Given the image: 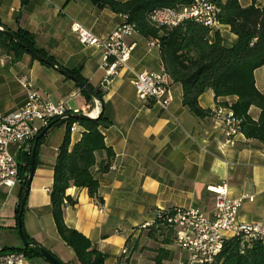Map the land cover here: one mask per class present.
Returning <instances> with one entry per match:
<instances>
[{
	"label": "crops",
	"instance_id": "obj_1",
	"mask_svg": "<svg viewBox=\"0 0 264 264\" xmlns=\"http://www.w3.org/2000/svg\"><path fill=\"white\" fill-rule=\"evenodd\" d=\"M126 2L128 0H118ZM251 2V1H250ZM247 2L246 6L250 4ZM242 5V4H241ZM126 18L108 8L99 9L88 0H0V28L9 32L25 30L35 37L36 46L68 71H75L96 91L101 92L100 131L113 152L110 168L98 175L95 204L86 189L70 187L65 195L75 201L63 209L64 222L90 240L93 248L106 255L105 264H155L159 251L162 264H186V254L174 242L164 243L161 229L152 224L158 211L195 208L211 215L215 196L208 188L227 183L231 199L243 198L238 220L264 225V145L246 139L242 133L227 143L219 124L212 117L198 119L182 105V87L172 84L173 101L167 111L154 103H141L135 94L134 77L141 72H160L163 64L159 49H149L150 38L139 33L125 39L132 46L130 59L120 69L108 89H102L104 72L99 69L103 53L81 45L72 25H80L99 39H105ZM226 45L236 37L226 26L218 25ZM262 68L255 71L256 73ZM25 79L49 101H69L80 113L93 109L76 83L34 60L28 54L11 64L0 58V113L18 112L26 101ZM257 89L264 93V83ZM236 97L215 99L212 91L199 98V105L212 111L218 103L234 104ZM260 110L251 107L257 120ZM82 127L70 134V148L81 139ZM66 133L65 126L51 129L38 148L26 208L25 234L63 264H80L73 250L61 240L51 212L50 192L54 166ZM19 143L11 144L17 157ZM106 162L105 153L96 154L95 171ZM21 186L0 187V247L15 248L18 242L16 208ZM28 264H49L35 257Z\"/></svg>",
	"mask_w": 264,
	"mask_h": 264
},
{
	"label": "trees",
	"instance_id": "obj_2",
	"mask_svg": "<svg viewBox=\"0 0 264 264\" xmlns=\"http://www.w3.org/2000/svg\"><path fill=\"white\" fill-rule=\"evenodd\" d=\"M88 1L99 9L108 8L114 14L124 16L127 23L135 25L137 33L141 36L159 41L163 68L173 83L181 85L182 105L194 117L204 119L211 116L210 110H205L199 105V98L207 91H212L216 100L236 97L237 101L231 105V108L235 116L241 120V133L246 139L255 140L264 145V93L257 89L254 76L256 70L264 67V7L257 4L259 0H251L247 6H242L239 0H208L218 10V24L228 27L229 32L236 37L231 45L224 43L219 31H214L195 20H186L176 27L159 28L150 23L149 14L153 10L179 9L190 5L192 0ZM9 33L15 36L17 42L9 36ZM24 54L30 55L34 60H38L36 55H39L60 67L51 56L37 48L33 34L22 29L16 32L0 30V58L8 57L10 63L15 64ZM41 63L46 65L44 62ZM66 71L75 79L85 83L94 92L96 99L101 101V92L94 90L79 73ZM76 86L86 102L93 103L94 99L78 84ZM217 105L227 104L218 103ZM251 107L260 110L256 121L249 115ZM91 110L87 109L83 113L88 114ZM103 120L102 114H99L96 119L78 117L61 121L53 119L48 124L47 132L39 140L34 157V168H36L38 148L47 133L53 128L66 124V133L54 166L53 186L50 192L51 212L61 240L73 250L80 264H105L106 255L93 248L90 240L81 233L68 228L65 224L63 209L66 204L71 206L75 204V201L67 197L65 192L70 187L86 189L95 204H102V199L98 195V175L109 170L110 160L113 158V152L107 148L100 131ZM73 123H77L83 131L81 139L69 150V128ZM33 143L34 141L30 151L21 150L16 157L21 179L16 221L18 223L20 220L23 235L28 243L34 241L25 234L23 229L22 220L26 202L21 213V199L29 173ZM103 152L106 155V162L101 163L95 171L96 154ZM154 223L152 228L161 229L164 243H173V230L161 223L155 221ZM8 250L21 251L28 260L35 257L45 259L33 247L23 246V248ZM163 254L162 250L159 251L155 264H162L165 259L161 256ZM49 264L52 263L49 262ZM215 264H264V241H254L251 245H243L238 239H230L225 242L223 251L216 258Z\"/></svg>",
	"mask_w": 264,
	"mask_h": 264
},
{
	"label": "built area",
	"instance_id": "obj_3",
	"mask_svg": "<svg viewBox=\"0 0 264 264\" xmlns=\"http://www.w3.org/2000/svg\"><path fill=\"white\" fill-rule=\"evenodd\" d=\"M218 10L208 0H192L188 6L179 9H156L149 14V21L156 27H176L186 20H195L211 29H216ZM72 31L77 40L86 47H95L102 51L103 57L99 69L104 72L101 88L108 89L114 82L119 70L126 67L132 46L125 39L137 33L135 25L125 22L105 39H99L80 25L73 24ZM2 30V28H0ZM157 39H150L149 49H159ZM20 84L26 90V101L16 113H0V187L9 190L20 186L17 159L9 147L19 143V150L30 151L37 135L53 119L68 120L69 115L79 114L71 107L69 101L52 103L49 96L37 91L25 79ZM172 80L163 69L160 72L144 71L133 79L135 94L141 103H154L162 111H167L173 101ZM94 107L90 113L100 112V102L93 100ZM219 124L227 143H232L241 133V120L238 119L230 104L216 105L211 116ZM79 125L73 123L70 134L78 131ZM214 194L215 202L210 216L195 208H173L158 211L155 222L173 230L174 244L187 255L186 264H215L226 241L238 239L241 243L251 245L254 241H264V225H250L238 220V211L243 198L231 199L227 183L208 188ZM152 224L145 227L154 226ZM29 260L21 251L5 250L0 247V264H28Z\"/></svg>",
	"mask_w": 264,
	"mask_h": 264
},
{
	"label": "water",
	"instance_id": "obj_4",
	"mask_svg": "<svg viewBox=\"0 0 264 264\" xmlns=\"http://www.w3.org/2000/svg\"><path fill=\"white\" fill-rule=\"evenodd\" d=\"M2 30H4L2 28ZM9 36L15 41L17 42V39L15 38V36L12 33H9ZM36 58L41 61L46 63L47 65H49L50 67H52L53 69H55L56 71H58L59 73H61L62 75H64L67 78L72 79L76 84H78L83 90H85L94 100L96 99V96L94 94V92L89 89L85 83H83L82 81L75 79L70 73H68L65 69H62L56 65H54L53 63L47 61L46 59L40 57L39 55H36ZM73 117H78V118H87V119H91L87 114L85 113H79V114H74V115H69V118H73ZM63 120L62 118H58L57 121H61ZM49 126L46 127L45 129H43L35 138L32 149H31V160H30V165H29V173H28V177H27V181L25 184V187L23 189V194H22V199H21V213H22V209L24 207V204L26 202V198L27 195L29 193L30 190V186H31V182H32V178L34 175V157H35V152H36V148H37V144L39 142V140L42 138V136L47 132ZM18 233L21 237V240L24 244L25 247H33L35 249H37L42 256L48 260L49 262H51L52 264H61L52 254H50L47 250H45L44 248H42L40 245L36 244V243H28L23 235V231L21 228V222L20 220L18 221Z\"/></svg>",
	"mask_w": 264,
	"mask_h": 264
},
{
	"label": "rangeland",
	"instance_id": "obj_5",
	"mask_svg": "<svg viewBox=\"0 0 264 264\" xmlns=\"http://www.w3.org/2000/svg\"><path fill=\"white\" fill-rule=\"evenodd\" d=\"M250 1L251 0H239L240 4H242V6H246L247 2H250ZM257 4L259 6H261V7H264V0H259L257 2ZM261 68L262 69L259 70L256 73V76H255L256 77L257 86L260 87V88H261V85H262L261 83H264V67H261ZM64 126H62V127H64ZM57 129H58L57 127L54 128V131H57ZM17 239H18V242H16L15 245H14L15 249H17V248H23L24 244H23V242L21 240V237H20L19 233H18V238ZM186 258H187V256H186Z\"/></svg>",
	"mask_w": 264,
	"mask_h": 264
},
{
	"label": "bare ground",
	"instance_id": "obj_6",
	"mask_svg": "<svg viewBox=\"0 0 264 264\" xmlns=\"http://www.w3.org/2000/svg\"><path fill=\"white\" fill-rule=\"evenodd\" d=\"M91 118H94L97 115V110H95L94 112L90 113Z\"/></svg>",
	"mask_w": 264,
	"mask_h": 264
}]
</instances>
